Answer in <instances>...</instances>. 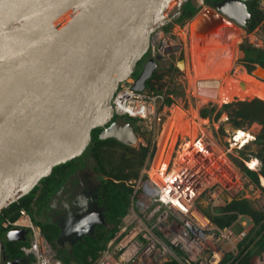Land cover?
<instances>
[{
  "label": "water",
  "instance_id": "obj_1",
  "mask_svg": "<svg viewBox=\"0 0 264 264\" xmlns=\"http://www.w3.org/2000/svg\"><path fill=\"white\" fill-rule=\"evenodd\" d=\"M183 1L0 0V43L24 42L0 74V212L56 164L78 157L92 131L113 120L112 98L120 82L130 78L151 34L170 22ZM232 1L243 7L244 18L248 9L242 0H222L217 7L227 13L224 7ZM44 15L51 16L40 20ZM228 22L205 8L189 28L207 31ZM157 65L156 58L146 59L136 89L146 87ZM252 77L264 82V66L256 65ZM204 82H198L202 94ZM121 120L100 136H118L114 127ZM24 233L12 229L7 238L24 239Z\"/></svg>",
  "mask_w": 264,
  "mask_h": 264
},
{
  "label": "rangeland",
  "instance_id": "obj_2",
  "mask_svg": "<svg viewBox=\"0 0 264 264\" xmlns=\"http://www.w3.org/2000/svg\"><path fill=\"white\" fill-rule=\"evenodd\" d=\"M252 4L253 7L248 13L247 19L242 23H236L240 31L234 30L239 34V39L233 40L229 38V40L222 43L223 47L220 45L217 47L218 44L216 42L218 41H212L214 39L210 37L213 34H217L216 32L218 31H220L221 35L226 30L222 26L209 32H196L195 28H193L191 32L189 25L193 17L188 16L184 19L179 17L174 19V21H170L168 27H163L162 29L165 30H163L165 36H169L178 44L177 48L180 51L167 58H160L157 61L158 66L151 77L147 79L148 89L166 92L168 97L171 98V102L183 108L191 117L190 119L193 117L196 119L198 116L203 118V126L204 128L206 127L205 130L207 132L197 131L195 138L201 135L203 139L200 140H204L203 142L206 145L210 144L212 147L213 143L214 146L217 144V147L221 148L225 153L228 162H223V164L218 163L216 152L213 149L211 151H214L215 154L199 152L202 158H207L205 159L208 161L207 164H214L213 172V169L208 166L213 176L214 172H219V170L222 173H226V180L219 173L220 179L218 180L222 181L227 188H230L221 191V197L223 196L224 198L221 206L217 205L213 208L202 203V210L218 226H221L219 224L222 222H229V225H235L236 231L244 227L248 230V235L239 245L237 259L230 264H239L248 254L251 255L249 258L250 264H252L254 258L264 254V248L258 246V241L264 234V183L261 179L262 176L264 177V124L257 120L251 122V120L237 115V112L243 108L239 104L240 102L251 103L256 99L263 101L264 99L258 96H235L230 102H215L214 96L198 92V86L196 88L193 87V80L196 78L197 81L214 79L215 77H210L209 73L219 69L220 64L224 62L226 63H224L223 68H228L232 61L233 65L227 71L228 73L226 72L225 78L232 80L233 84L235 83L237 86L239 85L238 80L240 81L237 78L238 73L244 72L253 78L252 70L255 69L258 63L247 60L244 48L264 49V0H253ZM175 12L170 15L171 18H174L172 16ZM154 32L151 34V46L147 49L145 55L139 59L138 65L135 66L130 79H136L142 72L146 59L151 56L153 44L156 47H160L163 37L153 39L156 35V32ZM198 37L201 38V42L196 40ZM180 62H185L187 65L180 67ZM203 73L206 74L203 75ZM258 83L264 86V82L258 81ZM205 97L209 98V100H204ZM136 123L129 137L130 140L118 136L102 137L100 132L104 126L98 127L100 128L97 133L98 138L95 139L91 134L87 147L79 155L80 159L76 169L71 172L65 184L52 196L53 204L56 202L52 207V213L47 211V208L46 210L44 209V212L47 211L48 213L43 212L44 216L40 219L49 226L43 230V227L35 222V220L38 222L40 220L33 218L36 226L43 232L45 238L50 243L52 242L51 244L57 254L66 264H76L73 259L80 264H83V262L92 264L95 259L99 258H94L90 262L88 259L84 260L80 256L73 257L72 255V251L81 255L84 249L83 244L90 239L89 236L94 233V228H98V224H104L109 229L116 227L115 233L122 231L124 224L122 217H119L120 220L118 219L114 222L107 218L105 206L103 205L105 201L102 187L118 185L120 189L124 190L128 185L132 188V192L126 194V197L129 200L127 201V213L129 212V215H133V208L136 207L135 204L142 190V184L148 179L146 171L154 166L158 157L162 136L161 131L155 134L154 131L149 130L145 122ZM178 125L171 132V136L165 146L167 155H171L175 146H181V148H178L180 150L175 153V163H172V168L176 166V158L181 152L187 148L189 151L193 150L189 149V141L194 138L190 132V126L183 129L181 124ZM238 129H245L250 132L251 139L245 145L242 144L241 140L237 141V139H234L236 136L234 133ZM186 138H189V141L183 144ZM239 143L244 146L239 147ZM195 153L196 150L193 152L192 157ZM167 158L169 159V157ZM255 158L258 160V164L255 168H252L248 162ZM203 165H205L204 162L199 167H203ZM247 168H251L250 170L254 171V173L248 174ZM206 177H210V174ZM232 178L234 180H231ZM234 182H236L235 185ZM136 189H138V192H136ZM205 197L206 195L202 194L198 197V200L205 201ZM245 203L247 204L246 206ZM136 208L139 207L137 206ZM136 212L140 214L137 209ZM151 213L153 218L150 216ZM157 215L158 213L154 214L152 209H149L142 217H139V220H144V224L154 234L158 233L156 229L152 228V225L156 222ZM45 216L47 219L42 220ZM55 220L61 230V235L52 237V241H50V236L55 235L58 229L55 227ZM27 231L29 232V230ZM146 232L151 236L148 230ZM91 238L95 237L91 235ZM0 241L3 247L2 264H6L7 259L11 258L6 254L9 240L7 231H4L1 227ZM164 242L167 241L164 240ZM104 243L102 242V244ZM17 246L19 244L15 245V247ZM169 263L179 264L173 257L163 262V264Z\"/></svg>",
  "mask_w": 264,
  "mask_h": 264
},
{
  "label": "built area",
  "instance_id": "obj_3",
  "mask_svg": "<svg viewBox=\"0 0 264 264\" xmlns=\"http://www.w3.org/2000/svg\"><path fill=\"white\" fill-rule=\"evenodd\" d=\"M163 30L160 28L155 31L156 35L153 37V39L163 37L160 47L154 44L152 47L150 57L157 60L180 51L177 48L178 44L169 36H165ZM134 82L135 80L130 78L120 82L112 98L114 115L145 122L146 127L155 134L163 132L171 111L167 102V93L151 90L148 87L139 90L134 87ZM198 142L199 140H196V143ZM244 145L239 143V147ZM205 149L213 153L211 151L213 148L209 144L205 143ZM177 151V149L173 150L170 155L166 174L172 168V163H175L174 156ZM199 152L203 150H197L196 155L192 157L194 160L185 163L189 165V169L182 172V177L177 180L176 186L166 189L168 200L163 197L161 186L152 181L150 171L153 166L147 169L148 179L142 184V190L135 204L139 208H133V215H129L128 212V215L122 217L124 222L122 231L117 232L108 241L99 258L92 264H163L170 257L176 259L179 264H230L237 259L239 245L248 235V230L244 227L236 231L233 224L218 226L202 210V203L213 208L217 205L221 206L224 201L221 191L230 188L219 180L203 186L204 179L210 174L209 168L214 171V164H207L208 161L205 160L207 158H202ZM203 162L205 165L199 167ZM202 194L206 195L205 201L198 200ZM149 209H152L154 214L158 213L156 222L152 225V228L158 231L156 234L147 228L144 220H139V217ZM150 216L153 218L152 213ZM2 226L7 231L26 228L30 230L29 237L22 240L27 244H22L20 248L25 253V257L30 258L29 264H66L25 208H21L15 219L4 218ZM2 250L0 241V264H2ZM252 264H264V254L254 258Z\"/></svg>",
  "mask_w": 264,
  "mask_h": 264
},
{
  "label": "bare ground",
  "instance_id": "obj_4",
  "mask_svg": "<svg viewBox=\"0 0 264 264\" xmlns=\"http://www.w3.org/2000/svg\"><path fill=\"white\" fill-rule=\"evenodd\" d=\"M232 3H234V5H235V6H233L234 11L239 12V14H241V16H239L236 12L230 10L228 3L224 7L225 11L227 13H229L228 15L233 16V18L236 19V21L242 22L243 21V14H244L243 13V11H244L243 7H241V5L239 6L237 4V2L232 1ZM241 8H242V12H241ZM50 16L51 15H44V16L40 17L39 19L44 20ZM191 26H192L190 28L191 32H192L193 28H195L196 32H199V31L209 32V31H212L214 29H218L219 26H222L223 28H225L226 30H224L221 35H220V31H218V32H216L217 34H213L210 36V37H212V39H214L212 41H218V42H216V44H218L217 47L219 45L222 46V43L224 41L229 40V38L233 39V40L239 39V34L236 33L234 30V29H236V30L240 31L238 29L239 27L236 23L232 22L230 19H229L228 23H219L218 25L214 26V28H212V29L208 28L207 31L204 29H201L200 27L196 28L195 24L191 25ZM189 27H190V25H189ZM214 35H216V36H214ZM196 40L201 42V38H199V37L196 38ZM23 45H24L23 41L17 42V43H0V74L6 68V66L10 62L11 58L21 50ZM224 63H226V62H224ZM224 63L220 64V68L218 67L219 69H216V71L209 73L210 77H213V78L215 77L214 79L202 80L205 82L200 84V87L202 89H204L206 94L214 96L215 102H224V103L230 102L235 96H238V97L258 96L259 98L264 99V86H263V84H259L258 81H256V79L251 78L249 75H247L244 72L238 73V75H237V78L240 79V81L238 80L239 85L237 86V85H235V83L233 84L232 80L230 81V79L225 78L226 72L229 69H231V67L233 65V61L230 62L228 68H223ZM185 64H186L185 62H180V67H184ZM205 74L206 73H203V75H205ZM221 78H223V79L220 80ZM212 80H215V81H212ZM199 81H201V80L197 81V78L195 80H193V87L194 88H196L197 86L199 88V85H198ZM204 100H209V98L205 97ZM173 110H174V112H173L172 117H170V119L167 120L168 122L164 125L165 126L164 131L162 132V136H161V144L162 145L160 144L158 157L156 158V162H155V164L151 170L152 181L158 183V185L161 186V188L163 189L162 195L167 200H168V196H167L166 189H168L170 187H175L177 180H180L182 177V172H185L187 169H189V165L185 164V163H188V162L190 163L191 161L194 160V158H192L193 152L195 150H200V151L203 150V152H206V154H209V152L205 149V145H204L205 143L202 140H200L198 143H196V139H195L197 131L200 132V130H202L204 133L207 132L205 130L206 127L204 128V126H203V124H204L203 118H201L200 116H198L196 118L197 120H195L194 117L192 119L187 118L186 117L187 116L186 111L179 106H175V108ZM188 119H190V120H188ZM179 123L182 125L183 129H186L190 126V128H191L190 132L192 133L194 138H192L193 140H190L189 143H190V146L192 145L191 148L193 150L190 149L191 151H189L187 148L183 152H181L179 154V156L176 158V166L171 168L169 173L166 174L165 170L168 167L167 165H168V160H169L167 157L170 158V155L166 154L165 146H166L168 138L171 136V132L173 130H175L174 128L177 127V125ZM235 135L236 136L234 139L235 140L237 139V141L241 140L243 142L242 144L248 143V141L251 139L250 132H247L245 129L236 130ZM212 145H213L212 146L213 150L216 152V155L218 156V157L216 156L218 163L228 162L223 150L221 148L217 147V144H216V146H214V143ZM214 151H213V153H214ZM187 158H188V160L189 159L190 160L187 161ZM248 163L252 168H255L256 165L258 164V160L255 158V159L249 161ZM212 172H213V170H212ZM212 172L211 171L209 172L210 177H208V178L206 177L204 179L203 186H205L206 184H211V183L215 182L216 180L220 179V177L218 176V173L220 175H222V178H224V180L227 179L226 173H222L221 170H219V172H214V176H213ZM261 179H262V182L264 183V177L263 176Z\"/></svg>",
  "mask_w": 264,
  "mask_h": 264
},
{
  "label": "trees",
  "instance_id": "obj_5",
  "mask_svg": "<svg viewBox=\"0 0 264 264\" xmlns=\"http://www.w3.org/2000/svg\"><path fill=\"white\" fill-rule=\"evenodd\" d=\"M178 16L177 18H179ZM176 18V19H177ZM170 22L166 25H164V28H167ZM246 53L247 60L258 63L262 66H264V49L260 48H254V47H245L244 48ZM139 61V60H138ZM138 63V62H137ZM243 106L241 110L237 112V115L247 118L252 121H260L264 124V101L260 99H256L253 102H240ZM239 124L238 122H235ZM238 126V125H236ZM100 128H95L92 131L93 137L96 139L98 138V131ZM79 156L75 157L73 159L67 160L65 162H61L56 164L53 167V170L50 174L43 176L39 182L30 190L27 194L22 196L18 201H15L11 203L7 208L3 209L2 212H0V227L6 231V229L2 226V221L6 217H10L11 219H15L21 210V208H25L27 211L30 212L33 218L40 220L38 222L35 220L36 223L40 224L41 227H43V230L46 229L48 224L46 222L41 221V217L44 216L43 212L44 209H48L47 211H51L52 213V196L57 192L63 184L68 180L69 175L71 172H73L76 167L77 163L79 162ZM248 174H253L254 171L247 168ZM102 191L104 193V201L103 204L105 206V213L107 215L108 220L114 222L119 219V217H123L128 210V203L129 201L126 197V194H130L132 192V188H130L128 185L125 187L124 190L120 189L118 185H111V186H105L102 187ZM247 204L245 203V206ZM35 210V211H34ZM47 211L44 212L47 214ZM245 212V211H243ZM248 214V213H245ZM47 219V217H43L42 220ZM120 220V219H119ZM219 225L221 226H227L229 225V222H222ZM55 227H57V232L55 235L50 236V241H52V237L54 236H60L61 230L58 226V223L55 220ZM116 227L109 229L104 224H98V228H94V233L91 234L95 238H91V235L89 236L90 239L86 241V243L83 244L84 249L82 250L81 255L75 254L76 252L72 251L73 257H79L85 259H88V256H92L93 258H97L99 255L100 249L103 248V246L106 244V242L111 238V236L116 232ZM101 242V243H100ZM102 242H105L102 244ZM52 243V242H51ZM19 244V246L15 247V245ZM22 244H27L24 241H9V244L7 245V253L11 258H22L25 257V253L20 249V246ZM258 246L261 248H264V234L261 236L260 240L258 241ZM251 255L248 254L246 257H244V260L241 261L239 264H250V257ZM72 257V256H71ZM79 258V259H80ZM30 258H26L25 262H22L21 264H29ZM83 264H85L83 262ZM169 264H177V263H169Z\"/></svg>",
  "mask_w": 264,
  "mask_h": 264
},
{
  "label": "flooded vegetation",
  "instance_id": "obj_6",
  "mask_svg": "<svg viewBox=\"0 0 264 264\" xmlns=\"http://www.w3.org/2000/svg\"><path fill=\"white\" fill-rule=\"evenodd\" d=\"M220 1H222V0H184L183 2H182V4L178 7L179 9V11H181L180 12V14H179V16H180V18L181 19H184V18H186V17H188V16H191V17H195L199 12H201L202 10H204L205 8H210V9H212V10H216L217 12H219L220 14H222V15H224L225 17H227V18H229L232 22H234V23H239V22H237L236 21V19H234L233 18V16H230V15H228L227 13H225V12H223V11H221L218 7H217V4L220 2ZM245 4H246V6H247V9H248V13L250 12V10L252 9V7H253V4H252V1L253 0H242ZM196 3H198L199 4V7H196L195 6V4ZM229 4V9L230 10H232V11H234V9H233V6H235L234 5V3H232V2H229L228 3ZM177 10V11H178ZM234 12H236L239 16H241V14H239V12H237V11H234ZM241 12H242V8H241ZM248 13L246 14V15H244V18H243V21L242 22H244L246 19H247V15H248ZM175 14H176V12H175ZM174 14V15H175ZM173 15V16H174ZM172 16V17H173ZM174 19H176V18H171V20L170 21H174ZM241 22V23H242ZM246 55V54H245ZM158 60H160V58L158 59ZM157 60V61H158ZM138 65V64H137ZM135 80V79H134ZM147 87V86H146ZM161 92V91H160ZM117 118H119L118 116H114V118H113V120H115V119H117ZM121 118H123V117H121ZM112 120V121H113ZM124 120V121H123ZM123 120H121L120 122H118V124L114 127L115 129L114 130H116V132L115 133H117V135H118V137H124V136H127V135H129V134H131V132H130V130H131V127H129L128 126V123L130 122V124H133V120H130V119H127V118H123ZM112 121L110 122V123H108L107 125H105V127L104 128H106L107 126H110L111 125V123H112ZM128 122V123H127ZM117 123V122H116ZM103 130V129H102ZM102 132V131H101ZM100 132V133H101ZM235 134V133H234ZM242 142V141H241ZM48 213V212H47ZM28 229L26 228V229H24V231H25V233H24V238H28L29 237V235H30V230H29V232L27 231ZM7 231V230H6ZM9 231V230H8ZM7 231V232H8ZM9 241H17V242H20V241H22L23 239H8ZM20 248H21V246H20ZM26 258L27 257H22V258H14V259H7V263L6 264H8V262L9 261H13V260H20V262L18 263V264H21L22 262H25L26 261Z\"/></svg>",
  "mask_w": 264,
  "mask_h": 264
},
{
  "label": "crops",
  "instance_id": "obj_7",
  "mask_svg": "<svg viewBox=\"0 0 264 264\" xmlns=\"http://www.w3.org/2000/svg\"><path fill=\"white\" fill-rule=\"evenodd\" d=\"M157 66H158V65H157ZM146 86H147V83H146ZM170 99H171V98L168 97V95H167V102L170 104V110H171V111H170V115H169V117L167 118V120L170 119V117H172L173 112H174L173 109L175 108V106H178V105H175V103H172ZM182 109H183V108H182ZM186 117H187V118H191L188 114H187ZM167 120H166V121H167ZM195 120H197V119H195ZM136 122H137V121H134V122H133V124H132V130H133V126H134V124H137ZM163 131H164V128H163ZM131 133H132V132H131ZM130 135H131V134H130ZM188 139H189V138H186L183 144H186V142L189 141ZM195 139L200 140V139H203V137H202L201 135H198L197 138H195ZM208 143H209V142H208ZM183 144H182V146H183ZM209 145H210V144H209ZM210 146H211V145H210ZM179 147L181 148V146H179V145H178V146H175L173 150H176V149H177V150H180V149H178ZM189 149H192L191 146L189 147ZM196 151H197V150H196ZM172 152H173V151H172ZM196 153H197V152H196ZM196 153H195V155H196ZM171 154H172V153H171ZM198 154H199V153H198ZM195 155H194V156H195ZM199 155H200V154H199ZM67 191H68V190H67ZM52 203H53V202H52ZM55 203H56V202H54V204H55ZM64 203H65V202H64ZM54 204H53V205H54ZM58 209H59V208H58ZM109 240H110V238H109ZM109 240H108V241H109ZM106 243H107V242H106ZM105 246H106V244L103 246L102 250L105 248ZM102 250H101V251H102ZM101 251H100V252H101ZM98 257H99V255H98ZM98 257H97V258H98ZM88 260H90V262H92V261L94 260V258H93L92 256H88ZM95 260H96V259H95ZM73 261H74V263H76V264H80L78 261H75L74 259H73Z\"/></svg>",
  "mask_w": 264,
  "mask_h": 264
},
{
  "label": "clouds",
  "instance_id": "obj_8",
  "mask_svg": "<svg viewBox=\"0 0 264 264\" xmlns=\"http://www.w3.org/2000/svg\"><path fill=\"white\" fill-rule=\"evenodd\" d=\"M130 120H131V119H130ZM133 122H134V121H133ZM249 169H251V168H249ZM253 170H254V169H253ZM115 234H116V233H115ZM115 234H114V235H115ZM114 235H113L111 238H113V237H114ZM111 238H110V239H111ZM107 243H108V241H107ZM107 243H106V245H107ZM105 247H106V246H105ZM100 253H101V252H100Z\"/></svg>",
  "mask_w": 264,
  "mask_h": 264
}]
</instances>
